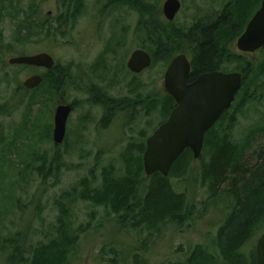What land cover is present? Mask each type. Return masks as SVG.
Returning <instances> with one entry per match:
<instances>
[{
	"label": "rangeland",
	"instance_id": "374dc122",
	"mask_svg": "<svg viewBox=\"0 0 264 264\" xmlns=\"http://www.w3.org/2000/svg\"><path fill=\"white\" fill-rule=\"evenodd\" d=\"M141 1L163 23L183 30L204 15L221 10L227 2L179 0L180 9L169 22L163 15L166 0ZM11 3L16 13L21 14L15 20L6 19L0 23V45H10L8 56L20 51L28 54L40 50L53 54L57 65L68 70L63 77L66 84L63 82L61 93L62 103L70 104L72 110L66 121L64 142L55 147L52 140L54 99L50 88L44 87L42 96L26 106L30 94L24 93L22 81L34 71L12 66L5 69V78L0 77L3 139L0 145V264L6 263L7 254L2 245L15 233L24 240L26 254L53 233L59 215L58 206H62L60 203L68 206L73 227L89 223L88 230L80 237L71 264H111L119 261V256H124L123 262L130 264V254L134 252L140 256L143 254L144 264L183 262L197 246L214 255L212 264H231L220 240L217 244L220 229L231 210L226 204L218 203L220 201L209 200L206 188L197 178V160L185 177L172 179L177 190L186 193L193 217L182 226H168L151 236L145 231L139 236V232L118 229L101 206L62 197L64 191L82 176L91 173L98 176L106 164L121 170V153L126 144L140 142L142 135L147 137L162 119L158 112L146 113L138 101L161 93L167 61L157 59L136 76L125 66L131 51L143 43L138 24L146 12L137 5L84 0L82 14L76 21L63 24L62 35L45 38L36 20L29 19L30 5L39 16L52 11L53 17L59 12L64 14V5L61 8L57 0H11ZM235 41L228 45L234 52L255 63L264 57V49L250 54L238 51ZM4 55L0 57L4 58ZM95 90L122 107L109 115L107 110H113L107 103L94 99ZM107 115L111 117L109 120ZM232 135L239 147L240 164L255 166L264 150V99L246 103L237 115ZM40 156L51 162L46 176L36 170ZM54 158L56 161L52 162ZM231 179L228 177L223 188L230 185ZM263 231L264 217L247 223L244 239L234 252L235 261L248 264L252 260ZM144 240L147 242L143 248Z\"/></svg>",
	"mask_w": 264,
	"mask_h": 264
},
{
	"label": "trees",
	"instance_id": "16d2710c",
	"mask_svg": "<svg viewBox=\"0 0 264 264\" xmlns=\"http://www.w3.org/2000/svg\"><path fill=\"white\" fill-rule=\"evenodd\" d=\"M111 5L126 3L138 6L146 12L141 17L138 29L143 43L153 61L161 59L167 63L181 51L190 56L192 80L199 73L222 70H237L242 73V86L235 100L218 118L216 123L205 133L202 152L197 159V178L207 190L210 201L224 203L231 210L220 229L217 244L226 251L231 264H241L234 260V252L243 241L247 223L259 221L264 217V150L259 155L255 166H242L239 162V147L234 141L232 130L246 103L264 99V57L255 63L248 57L236 53L228 46L242 33L246 23L258 9L261 0H227L222 9L197 19L188 29L163 23L151 9H146L141 0H108ZM84 0H64L63 24L74 22L83 11ZM264 49V47L262 48ZM261 49V50H262ZM68 70L63 69L64 75ZM66 84L65 81L63 80ZM96 101L103 99V93L95 92ZM35 98V95L32 96ZM107 106L115 101L106 97ZM141 108L146 113L158 112L163 122L175 106V101L168 93L161 91L156 95L143 97ZM30 105L26 102V106ZM3 112V109L1 108ZM108 114L114 113L109 109ZM108 117V115H107ZM111 117L109 116L107 120ZM140 142H129L121 153L122 168L117 171L112 164L101 167L99 175L91 173L82 176L69 190L64 191L65 200H81L101 206L112 217L115 227L121 230L145 231L149 236L158 234L168 226H182L193 216L191 205L185 192H179L172 179L185 177L194 163L193 153L186 148L172 163L168 176L159 172L146 177L143 170L142 156L145 150L146 136ZM145 137V139H144ZM1 138L0 129V145ZM50 160L44 156L37 159V171L46 176L51 167ZM56 161L54 158L52 162ZM228 177L230 185L223 188ZM230 180V179H229ZM204 203H209L204 202ZM59 215L53 233L43 242L31 247L27 254L25 243L15 233L10 240L4 241L2 248L7 251L5 264H71L73 253L80 237L89 228V223L73 227L68 206L60 203ZM58 205V204H57ZM206 210V207L205 209ZM148 236V237H149ZM147 240V239H146ZM142 242L144 248L145 243ZM141 248V247H140ZM4 251V252H5ZM113 254L115 252L112 250ZM26 254V255H24ZM130 264H144L142 256L136 252L130 254ZM214 255L203 247H195L183 262L174 260L163 264H212ZM125 257L111 264H126ZM217 260V259H216ZM248 264H258L256 253Z\"/></svg>",
	"mask_w": 264,
	"mask_h": 264
},
{
	"label": "water",
	"instance_id": "95a60500",
	"mask_svg": "<svg viewBox=\"0 0 264 264\" xmlns=\"http://www.w3.org/2000/svg\"><path fill=\"white\" fill-rule=\"evenodd\" d=\"M179 0H166L163 4L165 18L172 21L180 9ZM235 45L242 53H253L264 46V0L247 22ZM151 55L145 49H134L127 68L139 73L151 64ZM12 63L45 65L52 67L53 58L47 53L14 57ZM190 62L185 53L173 57L163 76V88L175 100L168 118L147 137L142 156L146 177L159 172L168 176L172 163L184 149L193 153L194 160L201 154L205 133L221 114L233 103L242 86L243 75L238 71H210L198 75L188 82ZM41 76L35 75L23 82L27 88L40 84ZM72 110L70 104H61L54 109L52 139L55 147L64 140L66 121ZM258 264H264V232L256 243Z\"/></svg>",
	"mask_w": 264,
	"mask_h": 264
},
{
	"label": "flooded vegetation",
	"instance_id": "af4514ba",
	"mask_svg": "<svg viewBox=\"0 0 264 264\" xmlns=\"http://www.w3.org/2000/svg\"><path fill=\"white\" fill-rule=\"evenodd\" d=\"M58 1V5L63 6V0H57ZM29 11H30V18L29 19H35L39 28L42 30V32H44V37L45 38H52L54 35L55 37L58 35H62V27H63V14L62 12H59V14H57L56 16L53 17V14H52V11H48L46 14H44L43 16H39L37 11L36 10H31V5L29 7ZM21 13L18 12L16 13V9L14 8V4L11 3V0H0V23H3V21H5L6 19L9 21V19H12V20H15L19 17ZM164 15V14H163ZM169 21V20H168ZM16 22V21H15ZM170 22V21H169ZM1 28L3 30H5V27L4 26H1ZM0 35H1V32H0ZM2 45V44H1ZM0 45V55L1 54H5L4 58H1L0 57V77L1 78H5L6 74H5V69L6 68H10L12 66H19V67H25V68H28V69H31L33 70L34 72L31 73L30 75H28L27 77L24 78V80L22 81V86H23V91L24 93H27V94H30L28 99H27V102H29L30 104L33 103V101H35L36 99H38L39 97L42 96V92L44 91V87H47V88H50V92H51V98L54 99L52 105H53V111L55 109V107H57L58 105H61L63 104L62 102L64 101L63 100V96H62V93H61V90L63 89V80H64V73H63V68L60 67V65H57L58 63L55 61L54 59V56L53 54L47 52V51H44V50H40V51H36V52H32V53H22L21 51L17 53V55H11V56H8V54L10 53L8 50L10 49V45H6L5 43H3L2 46H4L5 48L1 47ZM141 48V47H140ZM46 49V48H44ZM137 49V48H136ZM144 49V48H142ZM47 53L49 54L52 58H53V61H54V64L52 67H47L45 65H41V66H38V65H31V64H23V63H12L10 62V60L14 57H19V56H26V55H35V54H38V53ZM132 52V51H131ZM180 53H185L188 57V60L190 62V56L188 53L184 52V51H181L179 53H177L176 55L180 54ZM131 54V53H130ZM129 54V56H130ZM150 54V53H149ZM246 54V53H245ZM247 54H250V53H247ZM151 55V54H150ZM175 55V56H176ZM129 56L127 57V60L129 58ZM173 56V57H175ZM172 57V58H173ZM151 64L153 62V57L151 55ZM127 60L125 61V66L127 68ZM171 61V59H170ZM169 61V62H170ZM168 62V63H169ZM167 63V65H168ZM150 64V66H151ZM149 66V67H150ZM148 67V68H149ZM167 67V66H166ZM146 68V69H148ZM146 69L142 70L141 72L139 73H134V72H131L128 68L127 70L132 73L133 76H136V75H139L140 73H142L143 71H145ZM166 70V69H165ZM191 71H192V68H191V62H190V73L189 75L191 74ZM213 71H222V70H213ZM231 71H237V70H230V71H223V72H231ZM207 72H210V71H207ZM204 73V72H202ZM201 73H199L198 75H200ZM35 75H39L41 76V82L39 85L33 87V88H27L23 85V82L32 77V76H35ZM188 75V76H189ZM197 75V76H198ZM164 76V75H163ZM187 76V81L190 82L192 80H194L197 76H195L192 80H189ZM164 90V88H163ZM95 92H99L97 90H95ZM165 92V91H164ZM35 95V98H32V96ZM111 100V98H109ZM103 101V99H100L99 102ZM113 101V100H112ZM175 101V100H174ZM137 102V101H135ZM123 104V103H122ZM128 104V103H126ZM125 104V105H126ZM175 105H176V102H175ZM122 106H119L118 104H115V105H112V110L113 112H116L115 109L117 108H121ZM174 108V107H173ZM171 112V111H170ZM169 116V115H168ZM168 118V117H167ZM166 118V119H167ZM53 119H54V112H53ZM165 119V120H166ZM164 120V121H165ZM218 120V119H217ZM163 121V122H164ZM160 121H158L152 132L154 131V129H156L161 123H159ZM216 123V122H215ZM214 123V124H215ZM213 124V125H214ZM53 132V131H52ZM151 132V133H152ZM150 133V134H151ZM150 134L148 136H150ZM147 136V137H148ZM65 139V138H64ZM147 139V138H146ZM53 140V139H52ZM64 142V140H63ZM62 142V143H63ZM264 232V231H263ZM256 251V250H255ZM256 259H257V254H256Z\"/></svg>",
	"mask_w": 264,
	"mask_h": 264
}]
</instances>
